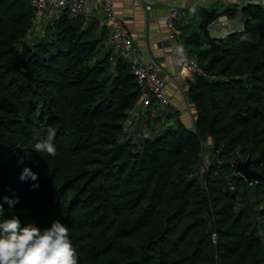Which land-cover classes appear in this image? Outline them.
Listing matches in <instances>:
<instances>
[{
    "label": "trees",
    "instance_id": "trees-1",
    "mask_svg": "<svg viewBox=\"0 0 264 264\" xmlns=\"http://www.w3.org/2000/svg\"><path fill=\"white\" fill-rule=\"evenodd\" d=\"M238 10L201 8L186 37L202 69L186 90L192 127L159 122L135 142L128 62L67 10L36 36L32 0H0V197L18 198L5 216L60 220L77 264H264V180L233 169L249 158L264 176V7H241V30L222 38L208 29ZM48 128L56 153L41 156L33 136ZM25 166L38 188L18 179Z\"/></svg>",
    "mask_w": 264,
    "mask_h": 264
},
{
    "label": "crops",
    "instance_id": "crops-1",
    "mask_svg": "<svg viewBox=\"0 0 264 264\" xmlns=\"http://www.w3.org/2000/svg\"><path fill=\"white\" fill-rule=\"evenodd\" d=\"M211 6L217 11H221L226 7H234L235 9L238 7L235 0H114L115 13L122 19L140 55L146 60H154L159 65V75L168 84L169 105L160 106L153 98H150L151 107L146 108L142 105L141 95L135 109L130 112L126 120L127 126L134 123L138 128L143 127L150 130L152 127L149 123L152 124V120L154 121L156 117H160V120H156L158 127H160L159 122L165 124L168 119L172 120L171 123L175 119H179L186 127H192L195 110L186 98L188 81L192 76L179 72L172 48L178 44L184 48L186 46L191 47L189 43H185L186 37L197 28L200 19L197 15L200 9H210ZM170 7H180L186 11V17L178 22L183 30V35L174 41L167 38V30L164 24L158 21V17L166 13ZM77 17H80L84 24L89 25L101 38L102 52L107 51L109 48L114 49L109 40V27L100 8L97 6L92 9L88 8L82 15ZM50 18L52 16L48 15L42 21L34 24L32 33L39 36ZM230 20V27L224 28V36L231 31L240 29L234 18H230ZM114 53L116 54V52ZM149 109L154 110L153 116H150ZM132 139L135 141V138ZM137 141L139 140L135 142Z\"/></svg>",
    "mask_w": 264,
    "mask_h": 264
},
{
    "label": "built area",
    "instance_id": "built-area-1",
    "mask_svg": "<svg viewBox=\"0 0 264 264\" xmlns=\"http://www.w3.org/2000/svg\"><path fill=\"white\" fill-rule=\"evenodd\" d=\"M239 10L245 5H260L264 7V0H235ZM34 8L33 25L42 21L48 15L54 17L64 10H67L71 16L82 15L88 8L98 7L101 9L104 20L109 27L110 40L115 46L118 56L124 58L128 64L131 73L134 75L137 83L142 90V105L146 108L151 107L149 99L153 98L160 106H168V84L159 75V65L151 60L144 61L137 47L133 44L128 30L125 28L122 19H120L114 10V0H32ZM240 14V11H239ZM186 17V11L180 7H170L166 13L158 17V21L163 23L167 30V38L170 41L178 40L183 35V30L178 22ZM230 18L222 13L214 19L208 26V29L218 30L220 28L230 27ZM176 58V64L183 72L190 76L202 74V69L198 66L196 58L187 54L182 45H176L172 48ZM150 110V116L154 115V110ZM123 127L125 138H131L126 135L129 129ZM148 135V134H147ZM145 135L143 138L147 137ZM142 138V139H143ZM215 242V234L212 235Z\"/></svg>",
    "mask_w": 264,
    "mask_h": 264
},
{
    "label": "clouds",
    "instance_id": "clouds-1",
    "mask_svg": "<svg viewBox=\"0 0 264 264\" xmlns=\"http://www.w3.org/2000/svg\"><path fill=\"white\" fill-rule=\"evenodd\" d=\"M55 134L52 128L43 134L35 132L31 148L41 156L55 155ZM18 179L33 181L32 189L39 187L37 173L27 166L21 169ZM16 203V197H0V264H77L68 228L58 219H53L45 228L33 223L21 225L15 213L5 216L4 205L12 209Z\"/></svg>",
    "mask_w": 264,
    "mask_h": 264
},
{
    "label": "rangeland",
    "instance_id": "rangeland-1",
    "mask_svg": "<svg viewBox=\"0 0 264 264\" xmlns=\"http://www.w3.org/2000/svg\"><path fill=\"white\" fill-rule=\"evenodd\" d=\"M211 8H212V6H211ZM197 17H199V14L197 15ZM234 20L236 21V24H238L240 26V29L239 30H241L243 17L239 13H237L235 15V17H234ZM230 25H231V21H230ZM209 30H210V35L212 37H215V38H222L224 36V33H225V30L223 28H220L218 30H213V29H209ZM109 35H110V33H109ZM109 40H110V36H109ZM110 42H111V40H110ZM111 44H112V46L114 48L113 49L114 52H116L115 46L113 45V43H111ZM115 55L118 56L117 52H116ZM143 59H144V61H148V62L151 61V59H149V60H146L145 58H143ZM177 68H178V70L180 72V69H179L178 65H177ZM136 118H138V117H136ZM171 122H172V120L171 119H168L166 121L165 125H169V124H171ZM151 123L152 124L149 123V125H151L150 127H152V128H150V130H146L143 127H139L138 128V126L136 124L130 123L129 126L126 127L127 129H129L128 132L126 133V135H129L131 138H135V141L136 140H142V138L145 135L150 134V132H152L153 130H155V129L158 128V124H156V121H153L152 120ZM202 157H203V159L205 161L207 160V162H209L211 160V155L207 151L203 153Z\"/></svg>",
    "mask_w": 264,
    "mask_h": 264
},
{
    "label": "water",
    "instance_id": "water-1",
    "mask_svg": "<svg viewBox=\"0 0 264 264\" xmlns=\"http://www.w3.org/2000/svg\"><path fill=\"white\" fill-rule=\"evenodd\" d=\"M233 165L234 171L239 174L247 182V184H251L253 180H264V176L249 168V158H246L245 160L238 158Z\"/></svg>",
    "mask_w": 264,
    "mask_h": 264
}]
</instances>
